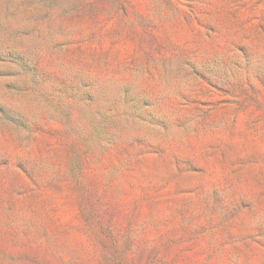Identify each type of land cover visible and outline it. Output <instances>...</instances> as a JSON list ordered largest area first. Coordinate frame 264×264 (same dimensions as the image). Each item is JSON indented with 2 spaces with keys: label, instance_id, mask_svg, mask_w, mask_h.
<instances>
[{
  "label": "rangeland",
  "instance_id": "rangeland-1",
  "mask_svg": "<svg viewBox=\"0 0 264 264\" xmlns=\"http://www.w3.org/2000/svg\"><path fill=\"white\" fill-rule=\"evenodd\" d=\"M0 264H264V0H0Z\"/></svg>",
  "mask_w": 264,
  "mask_h": 264
}]
</instances>
